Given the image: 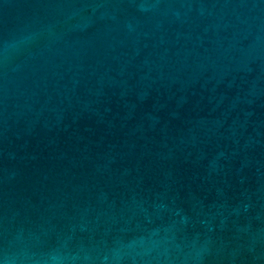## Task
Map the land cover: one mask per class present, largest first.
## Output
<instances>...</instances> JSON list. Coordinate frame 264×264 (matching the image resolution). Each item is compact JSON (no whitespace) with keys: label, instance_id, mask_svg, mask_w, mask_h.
Segmentation results:
<instances>
[{"label":"water","instance_id":"obj_1","mask_svg":"<svg viewBox=\"0 0 264 264\" xmlns=\"http://www.w3.org/2000/svg\"><path fill=\"white\" fill-rule=\"evenodd\" d=\"M0 264H264V0H0Z\"/></svg>","mask_w":264,"mask_h":264}]
</instances>
